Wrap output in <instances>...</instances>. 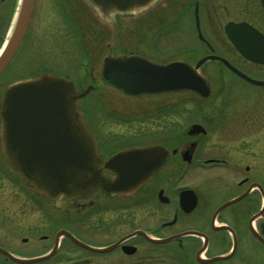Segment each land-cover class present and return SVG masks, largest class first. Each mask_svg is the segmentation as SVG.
I'll return each mask as SVG.
<instances>
[{
  "label": "flooded vegetation",
  "instance_id": "flooded-vegetation-1",
  "mask_svg": "<svg viewBox=\"0 0 264 264\" xmlns=\"http://www.w3.org/2000/svg\"><path fill=\"white\" fill-rule=\"evenodd\" d=\"M14 4L0 0V42ZM165 7L168 33L183 28L178 40L184 35L185 41L198 44L199 54L191 49L181 55L194 64L216 56L231 67L215 62L202 68L211 84L207 100L183 94L138 104L120 96L114 107L118 113L106 97L95 102L96 116L100 107L124 125L156 123L160 131L151 134L122 132L108 142L87 105L104 165L128 149L159 150L156 160L162 164L130 192L97 189L72 202L49 201L20 177L15 179L0 135V188L14 190L24 183L28 189L23 187L25 195L11 196L14 210L0 211V264H264L253 254L255 247L264 252V65L240 54L226 33L230 25L244 26L237 38L257 43L253 57L264 61V0H168ZM120 38L124 43L129 39L125 27ZM86 57L83 75L89 78L87 86L96 87L101 59ZM2 77L0 104L17 81ZM82 86L78 81L76 87ZM106 175L116 181V175ZM231 202L236 203L224 207Z\"/></svg>",
  "mask_w": 264,
  "mask_h": 264
},
{
  "label": "water",
  "instance_id": "water-1",
  "mask_svg": "<svg viewBox=\"0 0 264 264\" xmlns=\"http://www.w3.org/2000/svg\"><path fill=\"white\" fill-rule=\"evenodd\" d=\"M159 1L63 0L86 54L101 59L100 83L78 91L66 78L43 73L16 81L6 89L0 104L3 154L9 167L39 194L53 201H74L97 189L106 194L130 192L139 188L162 164L156 160L160 155L158 148H134L123 151L104 165L83 108L93 91H99L101 99H110L107 105L115 113L119 112L114 107L120 96L138 104L148 99L183 94H194L207 100L212 91L209 79L202 73L203 66L219 61L231 67L216 56L192 65L184 61L161 64L153 58L140 56V53L134 54V41L130 37L136 34L133 31L140 22L127 28L126 24H121L146 13ZM35 4L36 0H19L14 21L0 51V76L22 45ZM124 27L129 38L126 43L120 38ZM143 27L148 29L146 25ZM242 27L228 26L229 39L245 58L264 64L253 57L252 51L257 45L252 47L237 38L238 29H245ZM106 173L116 175V181L110 180ZM123 182L130 186L123 187ZM224 259L215 258L211 262Z\"/></svg>",
  "mask_w": 264,
  "mask_h": 264
},
{
  "label": "rangeland",
  "instance_id": "rangeland-1",
  "mask_svg": "<svg viewBox=\"0 0 264 264\" xmlns=\"http://www.w3.org/2000/svg\"><path fill=\"white\" fill-rule=\"evenodd\" d=\"M167 3V0H161L154 8L164 11L161 13L162 15H153V13L149 11L143 14L141 22H150L153 19L158 21L168 19V13H166L167 11L165 10ZM17 5L18 0H15L13 18L10 22L11 24H9L10 26L1 29V36L4 38L0 42V50L2 49L11 28L16 14ZM65 6L66 5L61 0H37L36 9L27 36L17 56L1 78L2 81L9 80V82L13 83L16 80L34 77L43 74L46 71L55 72L59 75L65 74L70 78L76 79L79 83L84 84V86L80 88L81 90L87 87L89 78L88 76L83 75V71L87 69L85 63L87 57L81 47V41L77 29L70 21ZM134 20L135 18H129L126 21V28L129 27V22ZM141 22L138 27L134 28L133 32L136 34H132V37H130L134 41L133 51L136 53H142L157 60L159 63H167L174 59L193 62V58L187 55H181L184 54L183 50L192 51L191 49H195L197 50L195 52L199 54L197 43L191 44L189 41H185L184 35H181V40H178L177 34L180 32L183 33V28H176L174 33H168V24L156 29H144V23L141 24ZM185 29L188 31L187 28ZM144 40L147 42V46L144 43ZM138 42H141V47H138ZM174 44L176 45L174 46ZM208 66L212 68L215 65L212 64ZM95 99L96 94H93L88 99L89 107L92 108L90 111L95 107ZM86 106L87 100L84 102L83 108ZM98 111L100 112V115L98 114V116L92 111V119L96 128L108 142L117 140V138H119V134L117 133L138 132V134L142 135L160 131L156 123L145 122L124 125L123 123L108 118L100 107L98 108ZM111 132H114L115 134H110ZM15 179L20 180L17 176H15ZM23 187L28 190L24 183L21 184L20 187H16L15 185L14 190L9 187L0 188L1 212H9V209L14 210L12 208L13 200L11 196L19 195L18 192H20L21 195H25L24 192L26 190H24ZM253 254L255 260L260 261L264 259V252L259 248L255 247Z\"/></svg>",
  "mask_w": 264,
  "mask_h": 264
}]
</instances>
